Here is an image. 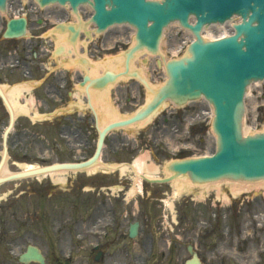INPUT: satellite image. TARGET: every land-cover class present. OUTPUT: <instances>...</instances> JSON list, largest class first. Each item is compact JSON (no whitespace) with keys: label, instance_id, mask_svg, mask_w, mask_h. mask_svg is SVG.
I'll list each match as a JSON object with an SVG mask.
<instances>
[{"label":"rangeland","instance_id":"374dc122","mask_svg":"<svg viewBox=\"0 0 264 264\" xmlns=\"http://www.w3.org/2000/svg\"><path fill=\"white\" fill-rule=\"evenodd\" d=\"M225 29L227 24L217 25L207 29L206 34H218ZM191 38L188 31L172 23L165 30L162 50L167 57H176L185 48L179 52L175 49ZM160 79L156 78L154 83ZM245 100L244 128L250 130L255 123L260 127L264 123V80L248 87ZM132 107L123 103L118 115H130L135 110ZM169 109L170 106H165V110L149 120L113 130V135L106 136L102 162H133L147 154L141 161L142 166L151 164L154 169L142 171L147 176L157 177L165 174V162L175 158L178 152L199 155L212 151L211 112L204 100L177 108L174 117L169 115ZM16 123H20L19 128L24 131L19 133L17 124L16 131L8 136L7 171L20 170L26 163L73 161L74 156L85 153L86 140H83L84 145L68 149L67 138L56 134L52 119H18ZM87 129L90 148L86 153L90 155L97 130ZM2 130L0 125V153ZM116 134L128 144L124 146L127 148H121L118 143V151L114 153L110 138ZM58 176L64 181L54 182ZM136 179L135 172L127 168L123 172L118 169L56 172L0 184V264H21L17 254L28 243L48 253L57 254L62 248V253L71 254L73 264H84L87 258L93 257L91 250L96 242H101L104 249L100 258L186 259L189 256L186 246L192 243L202 264H264V188L247 189L232 197L231 189L223 184L220 189L229 196V200L223 202L214 187L194 185L189 191L183 188L177 192L181 189L177 187V184L182 185L181 180L174 185H157L139 178L143 191L137 193ZM131 190H134L133 195H130ZM50 191L69 193L74 199L73 213H41L35 197L39 192ZM109 201L115 213L108 211ZM99 206L102 207L100 212L96 211ZM134 220L140 221V225L137 235L129 238L127 228ZM46 222L57 226L45 231Z\"/></svg>","mask_w":264,"mask_h":264},{"label":"water","instance_id":"95a60500","mask_svg":"<svg viewBox=\"0 0 264 264\" xmlns=\"http://www.w3.org/2000/svg\"><path fill=\"white\" fill-rule=\"evenodd\" d=\"M4 1L0 0V7H3ZM49 1H68L73 7L84 2L92 4L95 11L92 19L100 29L124 22L134 26L137 44L132 51L143 46L156 51L162 29L173 21L190 29L196 39L189 45L188 55L166 63L168 79L149 105L128 120L108 125L99 132L97 148L91 160L39 167L0 178V181L56 168H78L89 164L98 155L103 136L111 126L143 117L165 98L182 104L200 96L213 106L211 126L216 135V151L211 156L173 160L167 165L173 172L172 176L153 181H167L180 174L196 182L220 178L251 181L264 179V131L244 137L243 130L241 133L246 87L264 78V0H41ZM233 14L241 18L240 22L233 24V34L216 40L206 41L201 38L199 33L202 26L214 22L223 23ZM190 15L195 19L193 24L188 22ZM22 28V23L19 26L18 22H12L11 29L16 30L7 32V35H17ZM151 98L152 94L146 97V101ZM135 234L136 224H133L130 236ZM188 250L192 259L186 264H199L190 246ZM20 259L42 262L39 252L32 246L28 247Z\"/></svg>","mask_w":264,"mask_h":264},{"label":"flooded vegetation","instance_id":"af4514ba","mask_svg":"<svg viewBox=\"0 0 264 264\" xmlns=\"http://www.w3.org/2000/svg\"><path fill=\"white\" fill-rule=\"evenodd\" d=\"M9 12L0 15V84H12L23 79L38 78L43 84H47V91L42 97L41 107L49 108L55 103V95L58 93L55 84L60 82L71 84V70L51 69L55 63L51 60L52 38L48 34L54 35L53 29L60 23H71L75 21V16L68 6L50 4L47 6H37L35 0H9ZM80 18L85 21L87 18V8H80ZM23 15L26 18L28 31L30 32L29 41L26 39H6L2 36L6 21L12 15ZM114 31V35H118ZM84 37V33L81 34ZM105 38L99 34L96 39L88 41L89 51L101 52L105 50ZM36 51L32 56V51ZM47 63V64H46ZM74 82V80H73ZM8 110L2 106L0 99V118L8 117ZM43 202H46L44 199ZM48 258L55 264L56 254H51ZM115 263L122 264V261L114 260ZM68 262V261H65ZM159 263L161 261H158ZM172 264L175 259L172 258ZM103 264H107L106 262ZM111 264V263H109Z\"/></svg>","mask_w":264,"mask_h":264},{"label":"bare ground","instance_id":"6f19581e","mask_svg":"<svg viewBox=\"0 0 264 264\" xmlns=\"http://www.w3.org/2000/svg\"><path fill=\"white\" fill-rule=\"evenodd\" d=\"M214 37H216V36L215 35H210V37L208 36L207 38H214ZM106 65H108V64H106ZM101 66H102V62H101ZM144 74L148 77V75H147L146 72H144ZM159 83L160 82L157 81V83H155L157 85H154V86L155 87L158 86ZM97 104H99L101 106V110L103 111V115L107 118L106 120H108V118H110V116H111L110 115V113H111L110 112V109H108V101H106L105 99H103L101 101V103H97ZM164 105H166V103H163L162 104V106H164ZM35 116H37V115H34V117ZM34 117H32V118H34ZM147 118L148 117H145L141 121H145ZM141 121H138V122H141ZM135 123H137V122H135ZM246 133H247L246 132V129L243 128V134H246ZM145 157H146V154H144L143 156H141L138 159H136L135 162H134V164H133V166H134L133 169H136L138 172H141V170H145V169H146L147 172H150L152 169H154L151 164L149 166H146V165L142 166L143 162H141V161H143ZM23 165H24L23 166L24 168H32L34 166V165H31V164H23ZM114 167H115L114 165H103V164H101L99 162H96L95 164H93L87 170L88 171H91V172L92 171H97V170H100V169L101 170H111V169H114ZM118 167L120 168L121 171H124L126 169V166H124V165H118ZM2 172H3V169L0 171V174ZM245 182H247V181L239 182V184L236 183V182H234V183H221V184L217 183V184L204 185V187L209 188V189H210V187H214V189H217V195H218V197H220L222 199L223 202L228 201L229 198H228V196L226 194H224V193L221 192L222 190L220 188H221V185L222 184H226L228 186V188L231 189V193L233 195H235V196L237 194L242 193L244 190H247V189L257 190L258 188H261V187L264 188V183H261V182H258V181H256V182H253L252 181L250 183H245ZM184 186H185V188H184ZM177 187L178 188H184L186 190L192 189V187L186 181H183L182 185L177 184ZM180 191H181L180 189H177V192H180ZM201 195H202V193L200 194V196Z\"/></svg>","mask_w":264,"mask_h":264}]
</instances>
